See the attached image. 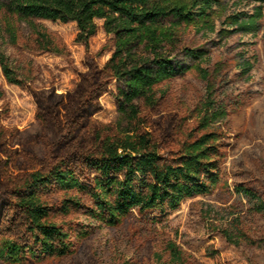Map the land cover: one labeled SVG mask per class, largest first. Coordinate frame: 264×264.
<instances>
[{"label": "trees", "instance_id": "1", "mask_svg": "<svg viewBox=\"0 0 264 264\" xmlns=\"http://www.w3.org/2000/svg\"><path fill=\"white\" fill-rule=\"evenodd\" d=\"M229 0H4L0 5L8 13L7 31L13 44L19 36L11 17L17 16L32 28V43L27 46L41 52L66 54L62 39L40 20L75 22L78 42L89 48L103 21V30L113 36L114 51L95 76L118 83L116 99L121 113L131 122L122 130L112 125L93 126L82 143L51 163L25 158L14 147L16 131L0 123V180L6 184V200L0 217V259L9 264H25L45 257H64L72 250L71 233L57 217L72 211L84 212L93 222L117 227L132 214L153 212L165 217L178 210L190 198L210 194L221 182L225 161L224 135L209 128L226 111L217 107L208 94L200 119L189 131L178 127L180 139L174 147L155 135L151 123L142 116L140 105L153 109L158 105L159 86L184 77L194 68L209 82L204 66L211 62L203 49L184 47L185 59L178 60V32L195 24L206 33L217 31L216 18ZM253 13L227 15L224 32L257 35L264 18V0H251ZM11 16V17H10ZM190 60L187 61V60ZM257 60V57H254ZM0 65L9 84L24 86L17 69L5 55ZM249 73L254 61L242 63ZM95 94L105 87L88 86ZM2 92H0V98ZM86 100V101H87ZM68 133L77 123H68ZM71 135L69 136V138ZM68 138V139H69ZM167 141L166 139H164ZM166 150L164 153L163 151ZM54 190L64 191L60 202L50 200ZM237 191L264 214V197L253 187L238 185ZM89 226L78 233L86 236ZM72 229V227H70ZM168 260L156 253L159 264H188L185 251L174 241L166 243Z\"/></svg>", "mask_w": 264, "mask_h": 264}, {"label": "rangeland", "instance_id": "2", "mask_svg": "<svg viewBox=\"0 0 264 264\" xmlns=\"http://www.w3.org/2000/svg\"><path fill=\"white\" fill-rule=\"evenodd\" d=\"M2 3L4 0H0ZM255 5L251 0H229L217 14L216 32L206 33L195 24H184L178 32L175 58L185 59L184 47L205 50L212 59L204 65L209 82L194 68L184 77L158 87L155 108L137 102L155 135L174 147L183 137L177 133L178 127L185 131L193 128L211 95L217 107L226 111V117L209 128L224 135L220 184L208 195L185 200L178 210L159 216L158 221L153 219L158 216L153 212L133 211L119 226L110 227L93 222L81 211L60 215L57 221L72 234V250L64 257H45L25 264H159L156 253L163 260L169 259L168 241L185 251L188 264H264V214L237 191L243 184L264 197V18L257 35L223 31L227 15L253 13ZM8 16L2 9L0 56L5 55L26 82L24 86L9 84L0 65V123L16 131L14 147L22 156L21 170L27 168L25 158L47 164L65 155L72 144L86 139L93 126L131 128L116 99L118 83L95 76L115 47L113 36L103 30L102 20H98L100 30L90 40L89 48L78 42L75 22L38 21L66 45V54H56L28 47L33 41L31 25L17 16H10L19 36L18 43L13 44L7 31ZM247 61H254V66L243 73L240 65ZM89 85L104 86L105 91L87 100L95 94ZM69 122L77 123L71 134ZM6 189L0 180V217ZM64 195V191L54 190L50 200L60 202ZM89 224L92 226L86 228V236L78 233ZM0 264L9 263L0 259Z\"/></svg>", "mask_w": 264, "mask_h": 264}]
</instances>
